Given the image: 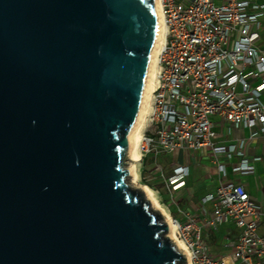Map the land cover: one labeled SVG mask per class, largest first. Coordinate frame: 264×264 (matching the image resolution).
<instances>
[{"label":"water","instance_id":"1","mask_svg":"<svg viewBox=\"0 0 264 264\" xmlns=\"http://www.w3.org/2000/svg\"><path fill=\"white\" fill-rule=\"evenodd\" d=\"M157 0H0V264H189L127 181Z\"/></svg>","mask_w":264,"mask_h":264},{"label":"built area","instance_id":"2","mask_svg":"<svg viewBox=\"0 0 264 264\" xmlns=\"http://www.w3.org/2000/svg\"><path fill=\"white\" fill-rule=\"evenodd\" d=\"M165 26L149 109L138 142L139 161L147 154L205 150L220 174L211 203L202 214L170 216L184 243L189 264H264L261 204L242 183L227 179L219 155L236 174L255 172L258 155L247 157L249 141L264 135V0H158ZM227 132L247 130L227 143L217 140L213 116ZM138 161V162H139ZM160 182L171 197L183 187L188 166L176 164L166 173L155 163ZM174 200H172L173 202ZM232 222L239 233L225 239L223 252L212 254L207 233Z\"/></svg>","mask_w":264,"mask_h":264},{"label":"crops","instance_id":"3","mask_svg":"<svg viewBox=\"0 0 264 264\" xmlns=\"http://www.w3.org/2000/svg\"><path fill=\"white\" fill-rule=\"evenodd\" d=\"M211 119L215 123L214 129L219 134L217 140L220 143H227L232 140V137L247 136L248 134L245 129L233 130L231 133H228L225 122L219 116L215 115ZM168 154H170V156ZM255 155L260 156L261 159L254 163L255 172L249 174H236L231 171V164L237 160V157H233L231 162L226 161L223 156L221 157V160H225L224 163L227 170V179L233 182L242 183L247 192L261 204L263 210L261 221L264 227V135H260L256 139L249 141L247 145L246 156L252 157ZM166 156L170 158L168 162L166 161ZM156 162L163 167L166 173H170L171 168L176 164L188 166L189 174L186 178L185 185L174 191L172 197L160 182L158 172L155 168ZM138 164L140 167L138 171L140 180L154 190L169 216L177 218L179 221L183 222L185 220L183 212L203 215L201 211L202 208H205L208 211L211 210V203L208 202L201 205L200 200L205 194L215 190L220 179V174L213 162L212 156H210L207 151H191L183 149L173 154L161 153L158 156L147 154L141 158ZM172 200L174 201L172 202ZM226 223H231L234 226L232 222ZM223 224L224 223L220 225ZM215 229H210L206 231V233L208 248L212 254L217 255L223 252L224 240L226 238L235 240L239 233V229L235 227L236 230L234 232L228 231L226 234L223 232L218 235L210 233ZM210 241L217 243L220 242L218 251L212 250L209 246Z\"/></svg>","mask_w":264,"mask_h":264},{"label":"bare ground","instance_id":"4","mask_svg":"<svg viewBox=\"0 0 264 264\" xmlns=\"http://www.w3.org/2000/svg\"><path fill=\"white\" fill-rule=\"evenodd\" d=\"M157 2H158V0H157ZM164 34H165V26L162 22L159 21V31H158V37L156 40L155 48L153 51L152 71H151L150 81H149V85H148V91H147V95H146V97H145V99H144V101L140 107L138 115L136 117L134 127H132L130 129V131L126 137L127 145H126L125 160H126V162L128 161L127 167L131 170V176H129L131 178L130 184H136L139 187H141L144 190V192L147 194V196L150 199L153 207L158 208L162 212V214L165 217L166 222L168 223V227H169L168 235L175 242V244L179 248H181L186 254L187 251H186L184 243L175 234L176 226H175L172 218L169 216L168 212L160 205L154 190L151 189L147 185L138 184L136 181V179L138 177L136 163L140 159L139 153L137 151V147H138V142H139L140 137H141L142 129H143V126H144V123L146 120V115H147L149 105H150L151 93L153 90V85H154L155 75H156V70H157L158 54H159L160 48H161L162 43H163Z\"/></svg>","mask_w":264,"mask_h":264},{"label":"rangeland","instance_id":"5","mask_svg":"<svg viewBox=\"0 0 264 264\" xmlns=\"http://www.w3.org/2000/svg\"><path fill=\"white\" fill-rule=\"evenodd\" d=\"M168 155L170 156V154H168ZM221 157H222V155H219V158H220L219 160L221 162H225V160H221L222 159ZM165 158H166V161L167 162H168V160H170V158L168 156H166ZM127 162H126V166H127ZM136 168H137V173H139L138 171H139V168L140 167H139L138 162L136 163ZM130 180H131V178L128 176L127 181L129 183H130ZM136 181H137L138 184H142V185L144 184L145 185V183L142 180H140L139 174H138V177H137ZM156 197L158 198V201H159L160 205L165 209V207L162 205L159 197L157 195H156ZM235 230H236L235 227L231 223H224L223 225H220L217 229L211 231L210 233H212L214 235H218L221 232H223V233L226 234L228 231L234 232ZM219 244H220V242H218V243L217 242H214V241H212V242L210 241L209 242V246L212 248L213 251H218L219 250Z\"/></svg>","mask_w":264,"mask_h":264}]
</instances>
